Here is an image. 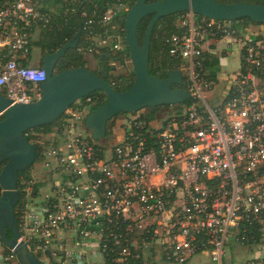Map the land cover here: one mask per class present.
I'll return each mask as SVG.
<instances>
[{"label": "built area", "instance_id": "obj_1", "mask_svg": "<svg viewBox=\"0 0 264 264\" xmlns=\"http://www.w3.org/2000/svg\"><path fill=\"white\" fill-rule=\"evenodd\" d=\"M61 1L65 16L81 0H0V90L11 103L41 93L45 72L31 65L32 43L57 24ZM130 2L115 0L97 16L104 34L87 18L88 52L108 46L131 65L124 28L115 21L107 35ZM181 16L184 32L169 37L190 93L179 109L160 122L143 109L123 113L119 137L104 142L85 127L97 100L88 95L48 135L29 139L37 154L17 186L15 216L19 240L43 264H148L154 245L170 263L205 253L209 264H264V33L192 11ZM208 38L226 42L221 55L236 58V68L209 77ZM237 247L252 255L229 259Z\"/></svg>", "mask_w": 264, "mask_h": 264}, {"label": "water", "instance_id": "obj_2", "mask_svg": "<svg viewBox=\"0 0 264 264\" xmlns=\"http://www.w3.org/2000/svg\"><path fill=\"white\" fill-rule=\"evenodd\" d=\"M192 11L196 15L216 20L249 18L264 24V4L244 2L223 3L218 0H136L127 10L124 20V39L131 59L134 80L124 90H116L106 79L104 64L98 73L85 66L71 67L55 72L57 61L68 49L76 48L83 33L80 23L76 34L61 47L45 53L41 66L45 79L41 82L38 98L28 103H11L0 92V242L12 252L19 264H43L19 240L15 205L19 200L17 183L19 172L30 167L36 158L37 146L29 140L26 131L55 122L76 100L95 91L106 95L85 118V127L93 140L106 138L107 124L116 115L132 113L156 106L182 104L190 99L182 88V73L169 69L165 77L152 75L149 70V47L153 27L162 17ZM151 15L142 42L137 39V27L144 16ZM100 73V74H99ZM10 232V236L7 233Z\"/></svg>", "mask_w": 264, "mask_h": 264}, {"label": "trees", "instance_id": "obj_3", "mask_svg": "<svg viewBox=\"0 0 264 264\" xmlns=\"http://www.w3.org/2000/svg\"><path fill=\"white\" fill-rule=\"evenodd\" d=\"M115 0H81L79 2H76L74 4V11L69 15H63V11L65 9V2L61 1V7L59 9V15L57 17V24L54 25L50 30H41L39 33V36L33 41V46L37 48L40 52V65H41V59L42 56L45 53H51L57 50L59 47H61L65 42H67L71 37H73L76 32L79 30L80 23L83 24V33L80 37L79 43L77 44L76 48L68 49L63 57H61L56 65H55V72H59L66 68L71 67H79V66H87V61L85 58V54L87 51V46L90 42L87 33L88 29L86 28L85 22L88 17H93L94 21L91 23V26L93 27V31L97 32V34H104V28H100L98 22H97V16L104 11L109 5H112V3ZM136 0H131L130 5H132ZM223 3H232V2H244V3H253V4H264V0H218ZM87 11L88 16H83L82 12ZM94 13V15H93ZM184 12L171 14L164 16L160 18L154 25L152 34H151V40H150V47H149V70L152 75H156L158 77H165L166 73L169 69L177 68L180 64V60L174 58L171 56L169 50L171 48V43L169 41V37L172 34H182L184 32V28L179 25V23L176 21V18L181 15ZM197 18H201L200 15H196ZM151 18V15L144 16L141 21L138 24L137 27V39L139 43L142 42L146 27L148 25V22ZM124 20L125 18L121 19H114L111 24H108V32L107 35H111V25L115 23V21L121 25V27L124 28ZM234 27L239 28L243 24H256L252 22L249 18H239L237 20H233ZM92 31V33H94ZM122 41L125 46V51L128 53V48L126 41L124 39V30L120 32ZM118 54H113L112 50L108 46H104L100 48V52L93 54L94 58L97 60L98 67L100 64H104L105 70L107 72L106 79L110 82L111 78H120L122 85H113V87L118 91H124L128 89L134 80V73L133 70L130 71L128 74H121L117 76L110 75V72L112 70V66L109 64V62L117 57ZM205 70L209 73V77L214 78L216 75L217 70L219 69L218 64V58L211 55L206 54L205 55ZM90 69V68H89ZM95 72L98 73L96 70ZM100 74V73H99ZM0 92L4 93L3 90H0ZM89 96H96V104L93 106L95 108L99 104L103 103L106 99L105 93L102 91H95ZM172 107L174 110H177L180 108V104H174V105H162V106H156L153 110L150 108H145L147 118L153 119L156 117L157 113L161 109H168ZM117 116V115H116ZM115 116V117H116ZM1 117V116H0ZM112 120V119H111ZM110 120V121H111ZM107 124V133L106 138H108L111 134L109 130V123ZM57 121L50 123V124H44L42 126H38L33 129H29L26 131L27 137L34 141V139H40L44 135H48L56 125ZM106 138L103 139L104 142H106ZM5 163V161L0 163V169L2 165ZM32 168V165L25 169L24 171L19 172V183L21 179L25 176H28L30 173V169ZM37 187V184L35 185ZM11 234L10 232L7 233V236L9 237ZM4 246V245H3ZM4 252L10 253L9 250H7L4 246ZM14 264H19L18 262Z\"/></svg>", "mask_w": 264, "mask_h": 264}, {"label": "rangeland", "instance_id": "obj_4", "mask_svg": "<svg viewBox=\"0 0 264 264\" xmlns=\"http://www.w3.org/2000/svg\"><path fill=\"white\" fill-rule=\"evenodd\" d=\"M182 19V16L179 15L177 18H176V21L179 23ZM249 26V29L250 31L252 32H263L264 33V24H250L248 25ZM213 39V38H212ZM33 57L36 58V52H34L33 54ZM85 58H86V61H88L87 63V66L92 70L96 71L98 70V63L96 61V64L92 63V65L90 64V61L95 59L93 54L90 53V52H87L85 54ZM226 61L229 63L228 66H225L223 69L225 70V72H229L231 71L233 68H236V58H233L232 56L230 57V55H228V57L226 58ZM109 64L111 66L113 65H116V64H112V62H109ZM132 70V65H129V64H124V63H120V64H117V68L113 71L110 72V75L112 76H117L118 74H128L130 73V71ZM112 79V78H111ZM213 92H217L216 90H214ZM146 111L145 109H143L142 112ZM173 112V108L170 107L168 109H161L158 113H157V116H158V122H160L159 120H162L164 118H167L171 113ZM123 113L117 115L116 117H114L110 123H109V130L111 132L110 136H114V135H119L120 133V130L118 128V125L120 124V121H121V118L123 117ZM44 137V136H43ZM104 141V140H102ZM107 142V141H106ZM32 168L30 169V172H31ZM227 254H233L235 255V253L233 252H227ZM238 254V253H236ZM10 253H6L4 252V246L3 244L0 242V264H14L16 263V259L15 258H9L10 256ZM241 259H246V258H249L252 254H250L249 252H242L241 254ZM242 260V262H243ZM236 261V260H235ZM241 262V263H242ZM98 264H101L100 262ZM173 264H176V263H173Z\"/></svg>", "mask_w": 264, "mask_h": 264}, {"label": "crops", "instance_id": "obj_5", "mask_svg": "<svg viewBox=\"0 0 264 264\" xmlns=\"http://www.w3.org/2000/svg\"><path fill=\"white\" fill-rule=\"evenodd\" d=\"M226 46V42L224 41H217V39H212V38H208L207 41L205 42L204 44V49L206 50L207 54H211L215 57L218 56V64H219V69L221 72H225V70L223 69L225 66H228L229 63L226 61V58L228 57L227 56H222L221 55V52H222V49ZM34 52H36V58L33 57V54ZM231 57V56H230ZM31 65H40V52L37 48H34L33 52H32V57H31ZM96 59H93L90 61V64L92 65V63L96 64ZM88 62V61H87ZM110 62H112V64H116V65H113L112 66V70H115L117 68V64H120L121 61L117 60V58L115 57L114 59H112ZM88 64V63H87ZM101 65V64H100ZM99 65V66H100ZM99 68V67H98ZM92 70V68H91ZM217 74V73H216ZM118 75H121V74H118ZM117 137H119V135H114V136H110V142H114ZM228 252H233L235 253V255L233 254H227L229 259H232V260H236L235 258L238 257L239 259L242 252H244V250L240 249V248H236V249H230L228 250ZM238 253V254H236ZM146 257H147V260H148V264H173V263H170V262H167L163 259L162 257V253L160 251V247L157 245H154L150 252L146 253ZM189 264H209V260H208V256L207 254L205 253H201V254H198L196 255L195 257H193L191 259V261L189 262Z\"/></svg>", "mask_w": 264, "mask_h": 264}, {"label": "flooded vegetation", "instance_id": "obj_6", "mask_svg": "<svg viewBox=\"0 0 264 264\" xmlns=\"http://www.w3.org/2000/svg\"><path fill=\"white\" fill-rule=\"evenodd\" d=\"M106 141L107 142H110V136L108 138H106ZM19 185V179H18V183H17V186ZM0 193H1V188H0Z\"/></svg>", "mask_w": 264, "mask_h": 264}]
</instances>
